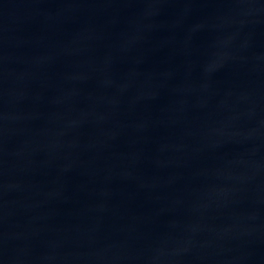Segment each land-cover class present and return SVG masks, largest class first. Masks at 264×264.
Returning a JSON list of instances; mask_svg holds the SVG:
<instances>
[{
	"label": "water",
	"instance_id": "obj_1",
	"mask_svg": "<svg viewBox=\"0 0 264 264\" xmlns=\"http://www.w3.org/2000/svg\"><path fill=\"white\" fill-rule=\"evenodd\" d=\"M0 264H264V0H0Z\"/></svg>",
	"mask_w": 264,
	"mask_h": 264
}]
</instances>
